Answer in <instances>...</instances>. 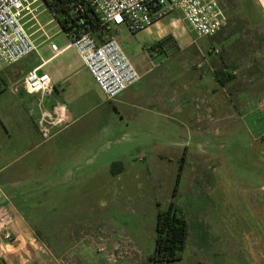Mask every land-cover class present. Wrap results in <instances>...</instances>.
Instances as JSON below:
<instances>
[{"label": "rangeland", "instance_id": "obj_1", "mask_svg": "<svg viewBox=\"0 0 264 264\" xmlns=\"http://www.w3.org/2000/svg\"><path fill=\"white\" fill-rule=\"evenodd\" d=\"M223 1L228 24L213 38L198 39L179 13L135 35L124 28L117 33L123 51L144 75L141 82L147 90L156 91L155 85L181 70L186 81L203 79L211 89L216 86L217 107L230 99L232 117L218 108L209 124L213 128H208L217 133L197 134L182 125L183 115L175 116L166 128L167 141L178 134L184 137L182 145L143 144L142 138L125 131L106 136L98 151L90 146V155L100 156L101 165L120 162L134 171L119 177L120 171L112 174L106 169L88 176L89 192L65 194L51 211L53 224L34 225L53 235L42 240L57 259L55 264H153L149 257L155 249L157 215L170 203L180 208L188 224L183 260L170 264H247L241 243L224 242L219 221L224 202L220 205L217 199L244 200L247 193H261L264 187V155L259 151L264 149V51L256 40L264 38V0ZM36 14L25 24L35 42L42 37L61 46L68 40L46 5ZM159 42L162 48L155 47ZM36 57L33 53L23 62L31 64ZM221 69L235 79L221 86L215 78ZM8 98L0 96V108ZM197 105L201 107L200 100ZM103 112L99 108L88 114V121L97 117L92 131H101ZM94 185L105 188L92 192ZM245 205L244 227L264 225V218ZM212 232L215 241H210Z\"/></svg>", "mask_w": 264, "mask_h": 264}, {"label": "crops", "instance_id": "obj_2", "mask_svg": "<svg viewBox=\"0 0 264 264\" xmlns=\"http://www.w3.org/2000/svg\"><path fill=\"white\" fill-rule=\"evenodd\" d=\"M38 40L34 52L37 57L31 64L23 62L24 58L16 64L0 65V96L9 97L0 108V204H6L13 213L17 236L16 243L0 245V264L57 263L51 248L42 240L43 236L53 235L34 225H52L51 211L56 208L58 199L72 192H89L88 176L106 169L110 171L111 165L99 163L100 156L95 159L90 155V146L98 151L100 145L104 146L106 136L125 131L142 138L143 144L182 145L184 137L178 134L171 137L175 140L167 141L170 138L166 128L175 116L183 115L182 125L197 134L217 133L208 128L212 120L215 121L218 108L228 118L232 117L230 99L217 107L216 86L211 89L203 79L186 81L181 70L170 74L161 85H155L154 92L147 90L141 80L115 100L108 101L77 52L72 48L65 50L68 40L58 46L63 51L57 56L50 48V42H54L42 37ZM37 67L50 76L54 87L53 93L43 100L38 94H28L17 87L25 74ZM188 84L192 88H188ZM13 87H17V91ZM58 108L64 113L65 122L54 127L52 137L46 139L39 131L38 121L44 110L50 112ZM99 108L104 109L102 128L100 132L92 131L97 117L89 121L87 117ZM262 150L259 151L264 155ZM126 171L130 173L134 169L123 165L118 176L128 174ZM73 178L78 179L75 188ZM104 188L105 185H94L91 191ZM263 188L262 194L247 193L249 196L244 195V200L240 196L217 199L220 205L224 202L219 220L223 223L220 225L224 228V242L233 239L241 243L247 264H264V225L258 229L244 227L246 217H242L245 212L242 207L246 204L247 211L253 210L256 216L264 218ZM213 236L215 232L210 241L216 240Z\"/></svg>", "mask_w": 264, "mask_h": 264}, {"label": "built area", "instance_id": "obj_3", "mask_svg": "<svg viewBox=\"0 0 264 264\" xmlns=\"http://www.w3.org/2000/svg\"><path fill=\"white\" fill-rule=\"evenodd\" d=\"M44 0H0V65L20 62L37 49L27 22L37 18L36 11ZM223 0H66L65 10L57 19L74 26L64 32L105 98L113 101L141 81V74L123 51L116 38L124 28L135 35L173 13H179L198 39L217 36L228 24ZM49 10V9H48ZM93 11L99 18L97 29L89 20ZM52 14V13H51ZM53 15V14H52ZM54 56L61 50L51 43ZM212 52L217 53L216 49ZM28 94H38L41 100L50 96L54 87L50 76L40 67L28 71L17 86ZM17 87H13L17 91ZM65 122L60 108L44 110L38 128L44 138L52 137V129ZM17 242L16 221L6 204H0V245ZM104 251V249H102Z\"/></svg>", "mask_w": 264, "mask_h": 264}, {"label": "trees", "instance_id": "obj_4", "mask_svg": "<svg viewBox=\"0 0 264 264\" xmlns=\"http://www.w3.org/2000/svg\"><path fill=\"white\" fill-rule=\"evenodd\" d=\"M49 11L59 17L65 10L66 0H44ZM92 18L89 20L93 29H97L99 22L98 16L91 10ZM67 22H61L64 32L71 30L74 26H68ZM232 29V28H231ZM235 29H232L231 34ZM239 40V39H238ZM258 47L264 51V38L256 39ZM241 41V40H239ZM163 42H159L155 47L162 48ZM234 63V62H233ZM232 63V64H233ZM226 64V62H225ZM231 65V64H230ZM217 82L223 86L235 79L232 73H226L225 69L215 72ZM123 166L120 162L113 163L110 167L112 174L122 171ZM181 175H178L175 190L180 183ZM188 238V224L185 217L181 215V210L174 203H170L166 210H160L157 215L156 241L153 254L149 257V263L170 264L178 263L183 260L185 246Z\"/></svg>", "mask_w": 264, "mask_h": 264}]
</instances>
